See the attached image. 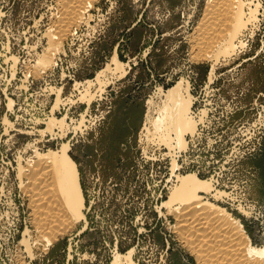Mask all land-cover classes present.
<instances>
[{"label":"rangeland","instance_id":"rangeland-1","mask_svg":"<svg viewBox=\"0 0 264 264\" xmlns=\"http://www.w3.org/2000/svg\"><path fill=\"white\" fill-rule=\"evenodd\" d=\"M210 1L83 0L67 43L82 16L61 23L68 0H0V264H202L177 232L179 205H168L186 175L209 183L199 204L224 210L264 250V0H242L234 53L201 58ZM178 83L195 131L165 146L151 121ZM63 148L84 208L49 243L25 172Z\"/></svg>","mask_w":264,"mask_h":264},{"label":"bare ground","instance_id":"bare-ground-1","mask_svg":"<svg viewBox=\"0 0 264 264\" xmlns=\"http://www.w3.org/2000/svg\"><path fill=\"white\" fill-rule=\"evenodd\" d=\"M82 1L68 0L67 5L69 6L61 11L60 17L62 18L58 17L62 24L72 25L75 19H79L81 10L86 6ZM245 6L242 0L210 1L206 8V18L202 28L205 29V32L204 35L201 34L203 37L201 36L202 39L198 44L200 49L201 47L206 49L205 53L201 52V58L220 48L223 53L227 54L226 56H229L230 51L234 53L235 45L233 46L232 42L241 28L245 26V22L247 23L242 19ZM250 17L252 18V15ZM223 53L221 52L225 56ZM113 61L115 71H123L121 63L116 58ZM163 96L164 101L159 107L157 117L155 116L156 118L151 121L152 118L149 117L148 112L145 119L152 122V131L160 136L157 139L160 138L165 146H169L171 141L168 135L173 133L176 136L174 139L177 140L180 135L192 134L195 131V125L188 117L192 97L188 88L182 87L179 83L165 92ZM179 140L177 145L178 143H180L179 145L184 144L183 139ZM36 155L35 165L33 162L34 166L31 164L33 167L26 165L29 169L25 168V171L27 170L25 174L29 175L28 179L25 178L28 181L25 189L27 188L28 198L32 201V203L29 201L30 204H35L33 205L36 209L33 208V210L39 212L37 215L35 214L36 226L38 224V227L43 231V238L46 234L50 238V234L54 235L57 230H60L59 228H62L61 225H68L71 220L77 221L81 214L80 210L84 208V201L76 166L66 155V148L62 149L59 156L50 151L43 155ZM201 192H210L209 183L198 181L195 175H186L179 178L178 185L170 195L168 203L169 207L174 205L171 204L173 202L179 205V208L176 207V210L179 209V212L176 211V217L180 223L177 226V232L191 249L190 251L196 255L198 261H201L202 264H264V250L249 245L237 222L230 219L224 210H214L212 206L207 208V203L199 204ZM196 201H199L198 204ZM38 227L36 228L38 229ZM51 238L45 240L51 242ZM44 243L46 244V242Z\"/></svg>","mask_w":264,"mask_h":264},{"label":"built area","instance_id":"built-area-1","mask_svg":"<svg viewBox=\"0 0 264 264\" xmlns=\"http://www.w3.org/2000/svg\"><path fill=\"white\" fill-rule=\"evenodd\" d=\"M87 8H88V5H86L82 10H81V12H82V16H81V18L79 19V21L78 22H76V24H74V25H72L71 27H72V30L70 29V31L68 32V34H67V37H68V35H69V37L67 38V43L70 41V40H73L74 38H76L77 36H78V34H77V28H79V27H81V25H82V19H83V17H84V14H85V12L87 11ZM54 29V24L53 25H51V28H50V30L49 31H52ZM53 36H55V35H53ZM64 41H66V37H64V39L62 40V42H61V46H62V43L64 42ZM61 46H60V48H61ZM60 48L59 49H57V48H55V49H51L50 50V55H51V59H53V62L51 63V65L53 64V66H55L56 65V60L54 59V56H55V54L60 50ZM7 51H8V49L6 48V49H4L3 51H2V55H4V57H5V59L8 61V60H11L12 61V64H13V74H12V78H14V76H15V74H16V71H15V64L16 63H14L15 61L14 60H12V59H9L11 56L10 55H6L5 56V54L7 53ZM10 56V57H9ZM50 65V66H51ZM11 66V65H10ZM6 108H12L13 107V105L15 104V100H13V98L11 97V98H7V100H6ZM177 169V168H176ZM197 171V170H196ZM255 203L254 202H252V203H247V201H246V199H244L242 202H241V205H240V209L239 210H241V211H243L248 217H251V212L253 211V209L255 208Z\"/></svg>","mask_w":264,"mask_h":264}]
</instances>
